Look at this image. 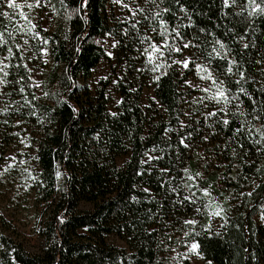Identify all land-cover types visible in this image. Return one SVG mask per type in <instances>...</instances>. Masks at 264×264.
Masks as SVG:
<instances>
[{"label":"trees","instance_id":"16d2710c","mask_svg":"<svg viewBox=\"0 0 264 264\" xmlns=\"http://www.w3.org/2000/svg\"><path fill=\"white\" fill-rule=\"evenodd\" d=\"M111 1L87 0L80 12H74L73 9L81 8L82 0H63V3L61 0H47L54 13L53 28L43 32L52 61L45 68L42 83L43 93L48 95L40 97L34 86L27 87L23 95L18 92L19 85L6 89L19 104L15 109L25 103V97L31 100V93L37 97L32 106H26L22 112L14 109L9 114V121L13 125L15 118L24 119L33 128L40 167L38 193L42 201L49 204V212L40 229L45 244L37 253L29 252L21 242L5 234L0 226V264H13V258L15 264H174L171 262L170 242L177 241V238L172 236L169 239L158 229L159 224L171 221L180 229V234L190 231L182 221L191 212L178 203L180 197L175 198L169 188L159 186V173L143 177L136 174L146 167L139 164L142 154L154 146L163 157L159 167L167 165L178 178L183 175L181 168L175 169L176 162H192L194 165H197L195 162H204L199 155L191 158L187 150L177 146L178 137L169 139L164 131L178 126L181 120L183 79L178 70L169 68L168 74L160 81L154 80L155 94L163 113L158 114L152 125L141 104L144 82L137 85L131 80L119 82L122 99L115 116L108 110L110 81H104L96 90L89 86L94 69L107 57L99 43L101 37L114 33L120 40L123 54L133 50V44L127 40L130 37L135 42L133 30L129 33L132 36L126 38L120 29L113 27L107 13ZM256 2L261 3V0ZM181 4L195 23L194 28L182 31L199 45L200 55L205 58L215 40H221L226 49H231V57L241 64V70H247V76L253 78L254 82L245 87L255 92L260 87L259 82L264 81V76L259 74L260 65L255 63L264 57V14L257 12L249 16L248 0H235V3L229 0V6H225L223 0H181ZM163 7L171 8V13L163 16L170 30L178 23H189L176 0H165ZM200 28L205 31H199ZM5 29L12 32L7 17L0 16V31ZM241 35L247 38L246 41L239 39ZM244 42L256 47L244 50ZM13 43H17L16 37L14 42L9 41V46ZM215 47L220 50L219 45ZM41 48L39 44L35 46L39 57ZM5 54H8L6 48L0 49V55ZM17 63L22 62L18 58L11 60L12 65ZM23 63H27L26 58ZM211 66L225 83L239 78L238 73L230 77L222 74L227 67L223 60L214 59ZM8 71L10 80H18L21 76L27 79L30 75L27 84L35 85L32 72L14 66ZM135 71L132 70V74ZM247 104L245 99L242 107L246 110ZM30 111H35L36 115H30ZM230 119L233 121L230 127L225 126L222 130L218 126L217 129L215 154L218 163H206L208 167H204V185H213L215 192L227 201L230 223L219 237L205 235L198 225L196 231L201 235L194 239L201 245L199 251L203 258L213 264H264V223H253L256 209L264 205V187L257 189L251 198H240L247 207L241 206L230 195L238 193L241 188L250 191L253 187L251 180L257 184L264 182V152L250 151L246 159L251 162L240 169L241 176L235 181L222 182L221 177L235 175V171L227 170L225 165L242 163L231 155V148L239 152L235 143L223 150L232 130L240 124L239 120ZM240 141L246 150L251 145V139L246 137H241ZM5 142L9 144L10 140L6 138ZM121 156H128L122 166L117 162ZM257 168L262 170L257 172ZM57 172L61 175L57 176ZM245 175L251 179L243 180L241 177ZM144 185L152 192H143L141 186ZM133 196L136 200L132 199ZM82 202L91 203L93 208L80 209ZM112 234L124 239L128 246L110 244L106 237ZM186 239L193 240V237ZM245 249L254 250L257 259H252ZM183 264L190 262L184 260Z\"/></svg>","mask_w":264,"mask_h":264},{"label":"rangeland","instance_id":"374dc122","mask_svg":"<svg viewBox=\"0 0 264 264\" xmlns=\"http://www.w3.org/2000/svg\"><path fill=\"white\" fill-rule=\"evenodd\" d=\"M16 2L21 5L20 9L12 10L1 6L2 12L6 10L9 12V16L7 17L8 23L16 37L17 43L23 45V41L25 39L28 40V45H23L25 49L24 54L26 62L30 69H32L31 72L34 84L40 85V87H36L38 95L43 97L44 93L42 83L44 71L45 68L52 63V61L48 56V51L47 53L41 51V56L39 57L36 54L35 46L39 44L42 47L41 49H47L45 44L42 42V40L45 39L43 32L44 29L50 31L53 28L54 13L47 0H42V3L44 4V8L42 10L39 8H28L26 6L29 3H34V0H16ZM3 4L4 0H0V5ZM123 4H128L131 8L150 7V5L144 3V0H135V3H133V0H122V3H115L113 0L107 5V13L110 16L113 27L115 29H120L124 36L125 29H128L129 33L130 30H133L135 42H133V39H130V37L127 38V36H132V34L125 36L127 40H130L131 44H133V50L129 54H123L124 50L122 52V46L120 43L117 44L115 48L111 46L115 41H120L116 34H106L105 36L101 37L99 39V43L105 49L107 57L102 59L94 69L93 75L89 80V86L92 90H96V88L104 81H110L107 88L110 99L108 103V110L112 114L117 113L122 99L119 92V82L121 80H131L132 82L136 83V85L138 82H144L145 85L142 90L141 104L148 113L150 125H152L153 122H156L158 114L163 113V108L155 94L154 80L160 71H167L169 68H161L157 72H153L151 70L152 64L148 63V58L146 55L141 54L143 52V48L148 46V41H145L144 44H141L137 33H139V36L141 37H151L152 40H156L157 42L161 43L163 42L162 38L158 36V32L160 30L159 23L153 19V14L156 11H159V9L153 7L152 14L144 13L133 18L129 9L123 7ZM20 11H23L28 19L37 25L36 29H34L32 33H28L27 31H15L21 27L24 29L31 27V25L19 15ZM144 16H148V18L145 19ZM137 19L140 21V23L137 25V29L134 30L132 29V23ZM154 28L157 29V31H153L152 29ZM169 31L171 30L169 29ZM180 31L185 35V40H188V36H186L182 29H180ZM35 32H39L40 35L35 36ZM169 43H172L171 38H169ZM109 52H111L112 55H108ZM189 54L190 53L187 50L183 53L184 56H188ZM7 55L8 54L0 55V60H3V58ZM171 59H181V54L173 53L172 57L168 60V63H171ZM4 63L11 64V60H5ZM197 63H207V60L202 57L199 52ZM190 67L191 70H184L183 75H181L182 68L180 65H173L171 68L177 69L180 78L183 79L181 89L182 99L180 105V121H184L185 124L190 125V127L196 126L198 130L197 133L193 135V138L190 141H187L191 144V148L190 150H187V153L193 159L199 155L200 158H203L201 160L204 162H195L197 165H194L192 162H176L175 169H183L187 167L190 174L192 175H195L196 172H202L203 180L200 181V186L207 187L204 185L206 174L204 172L203 165L206 163H218L217 155L215 154L218 126H214L210 129L207 128L206 125L208 123H212L213 118H209L207 122H199L206 109L203 107V105L194 103V101L205 94L198 88L190 87L189 85L185 84L184 81L190 80L192 81L193 85L198 84L201 88L207 87L210 82L200 80V77L196 74L195 66L192 65ZM6 70L8 71L9 69ZM132 70H136L135 74H132ZM213 73L220 80H222V78L215 72L214 69ZM0 75H2V73H0ZM17 103L18 102L15 101L12 96H0V109H3L6 104L10 106L9 112L7 114L0 112V121L4 119L9 120V114L15 109L17 105H19ZM212 107L213 105L209 104V108ZM186 112L192 113V115L190 117L185 116L184 113ZM17 119L20 118H15L13 125H10V121L7 126L0 123V226L5 234L21 242L29 252L37 253L41 251L45 244L44 238L40 235V229L46 213L49 212V204L43 202L38 193L40 167L37 162V145L34 140L35 134L33 128L27 122L20 127H14ZM9 125L12 127L11 129ZM170 129L183 131L180 129V124L178 126L171 127ZM16 132L20 133L19 137L11 135L12 133ZM211 132H216L217 135L215 137L210 135V142L202 140L201 136L203 134H209ZM167 134L170 136V138L178 137L176 131H172ZM21 137H27L25 143L30 142L31 147L25 148L24 144L20 143ZM6 138L10 140L9 144H6ZM156 154L160 155L157 150ZM12 156L16 157L14 161L11 159ZM5 157L8 159L6 160ZM127 159L128 156H121L118 158L117 162L120 166H122ZM21 161H24V163H21ZM8 164H12L13 166L8 168V170L5 172L4 169L8 166ZM157 167H159V164ZM181 172L183 175L182 178H178V176L172 173L171 176H165L164 180L172 183V187L179 186L187 179L183 171ZM32 177H35V179ZM158 179L161 183L159 174ZM145 187L149 188L150 192H152L151 188L146 185L141 186V189ZM212 188L214 189L213 185ZM179 191L181 192V195L189 194L187 189H179ZM193 191H196V197L198 198L197 206L201 207V211L199 213H195L193 210H191L190 206H184L187 210H189V212H191L189 215L184 217V220L195 217L199 220V224L202 223L206 226L211 223L213 229L220 230L218 229V225L221 222L220 218L212 217L210 219V214L215 209L203 207L200 203V201H202L203 204H208V198L203 197L202 194L196 189H193ZM151 196L156 197L155 194H151ZM212 196L215 197V201L219 203L220 207L226 210L227 214V201L223 197L219 196L215 190L212 191ZM159 198L162 199V196ZM175 198L179 197L175 194ZM92 208L93 205L89 202H82L80 205V209L82 210H91ZM174 226V223L165 220V222L161 221L158 227L159 230L163 231L164 234L169 236V239L172 236L177 238V241L170 242L171 262L174 264H183L184 260H189L190 264H207V261L203 258L200 251L198 255L197 253H191L188 251L193 240L186 239L183 234H180V229L177 227L175 228ZM106 240L110 244L119 247L128 246L124 239L114 234L107 236Z\"/></svg>","mask_w":264,"mask_h":264},{"label":"snow or ice","instance_id":"6c2138e0","mask_svg":"<svg viewBox=\"0 0 264 264\" xmlns=\"http://www.w3.org/2000/svg\"><path fill=\"white\" fill-rule=\"evenodd\" d=\"M115 3H122V0H114ZM61 3H63V0H61ZM133 3H135V0H133ZM145 4L150 5L148 8L144 7H135L131 8L128 4H123V7L128 8L131 12V16L135 18L137 15L149 13L152 14V8L159 9V11H156L153 14V19L158 21L159 23V32L158 36L162 38V43L157 42L156 40H152L151 37H141L139 36V33H137L139 41L141 44H144L145 41H148V46L143 48L142 55H146L148 58V63L152 64V71L157 72L161 68L168 69L171 68L173 65H180L182 68L181 75L184 74V70H191L192 65L195 66L196 74L200 77V80L205 82H210V84L207 87H200L198 84L193 85L192 81L185 80L184 83L189 85L190 87H196L201 92H203L205 95L198 98L194 101V103H199L203 105V107L206 109L205 113L202 115L200 123L207 122L209 118H213L212 123H208L206 126L207 128H213L214 126H219L223 130V127L228 126L232 124V119L230 117L235 118L236 120L240 121V124L238 127L232 130L233 134L228 138V141L225 142L224 149L227 150L230 148L231 143H235L239 149V152H237L236 148H231V155L233 158L238 157L239 160L242 163H230L228 165H225L224 167L227 170H234L235 175H225L221 177L220 179L224 183H228L230 181H235L237 177L241 176L240 169L243 167L244 164L250 163V159H246L248 157V153L252 150H255L256 152H264V81L259 82L260 87L256 89L255 92H250L247 87H245L246 84H249L253 81V78L247 76V70H241V64L235 59L234 57H231V49H226V45L219 39L215 40V45H219V51L215 47V45L212 47L211 52L207 53V56L205 59L207 60V63H197L198 58V50L199 45L197 43H194L192 39L185 40V35L182 34L180 29H186V28H194L195 23L192 20V17L187 15V10L183 7L181 4V0H176V3L180 5V11L185 12L186 18L188 19V24H178L176 27L172 28L171 31H169V25L167 20L163 18L164 14H170L171 8L170 7H163L161 8V5L165 3V0H144ZM223 3L225 6H229V0H223ZM233 3H235V0H233ZM87 4V0H82L81 8L73 9L74 12H80L83 7H85ZM249 7L251 8V11H249V16H252L259 12L260 14H264V0H261V3H257L256 0H248ZM5 7L6 9H20L21 5L16 2V0H4V4L0 5ZM28 8H39L43 9L44 4L42 3V0H34V3H29L26 5ZM19 15L24 18V20L31 25L30 28L24 29L23 27L16 29V32H25L32 33L34 29H36L37 25L32 23L28 19V17L25 15L23 11L19 12ZM0 16L8 17L9 12L3 11L0 12ZM145 19L148 18V16H144ZM140 23V21L134 20L132 23V29H137V25ZM153 31H157V29H152ZM46 32L47 29H44ZM199 31L203 32L205 31L204 28H200ZM125 36L129 34L128 29L124 30ZM35 36H39V32L34 33ZM214 35V33H213ZM5 36L8 37V39L5 38ZM169 38H171L172 43H169ZM198 39V37L196 38ZM241 41H246V37L241 35L239 37ZM12 40L15 41V35L13 32H7V29L4 31H0V49L6 48L8 55L3 58V60H0V96H8L10 97L12 95L11 92H7L6 89L12 85H19L18 92L20 94L26 93V88L29 86L34 87H40L39 84L35 85H28L27 81L31 80V76L28 75L27 79L24 76H21L18 80H10L8 77L10 75L9 71L6 69H9L11 67L16 68H24L28 73H31L32 69L28 67L27 63H23L25 60V57L23 55L25 49L23 45H28V40L25 39L23 41V45L19 43H13L12 46H9V41ZM42 42L44 44L48 43L47 39H43ZM120 41H115L111 46L115 48L117 44H119ZM250 47H256L255 44H249L248 42H244L242 45V49L246 50ZM15 49V51H14ZM189 51L188 56H184L183 53L185 51ZM41 51L47 53V49H41ZM173 53L181 54V59H171V63H168V60L172 57ZM214 54V55H213ZM108 55H112L111 52L108 53ZM237 55H241V53H237ZM18 58L22 63H17L15 65H12L10 63H4L5 60H12ZM223 60L227 67L223 69L222 74L225 77H230L231 75L237 74L239 78L235 81H231L229 79L228 83H225L224 80H220L217 76L213 73V68L211 67L212 61L214 59ZM159 61V62H157ZM256 64L260 65L259 68V74L261 76H264V57H262L260 60L255 61ZM235 69V72H234ZM168 73L165 71L161 73V75L156 76L155 80L160 81L161 77L164 75H167ZM233 87L235 88V91H233ZM257 94L259 95V99L257 98ZM31 100L27 99L25 97V103L21 104L20 107L16 108V112H22V110L26 106H32V102L37 99L34 93H31ZM44 95H48V93H44ZM245 99L247 100V109L246 110L242 105L245 102ZM209 104L213 105L212 108H209ZM9 107L7 104L3 109H0V112H3L7 114L9 112ZM30 115L35 116V111H30ZM113 116L116 115V113H112ZM185 116H191L192 113L186 112L184 113ZM250 117V119H248ZM3 125L7 126L9 124L8 119H4L0 121ZM26 123L24 119H17L15 122L14 127H20ZM180 130H174V129H168L165 128L164 131L166 133H170L172 131L177 132L178 136V147H181L185 150H190L191 144L187 141H190L193 138V135L197 133V129L194 127H190V125L185 124L184 121H180ZM11 135H15L17 137L20 136L19 132L12 133ZM215 137L217 135L216 132H211L209 134H203L201 136L202 140L209 141V136ZM241 137H246L248 139H251V145L246 150L245 144L240 141ZM141 139H144L143 137ZM170 139V136H169ZM27 140V137H21L20 143L24 144L25 148L31 147L30 142L25 143ZM219 147V145H217ZM222 150V151H223ZM7 160L8 158L5 157ZM11 159L14 161L16 159L15 156H12ZM203 159V158H201ZM163 160V157L156 154V148L155 146L147 151H145L142 154V158L139 161V164L142 167L140 171H138L136 174L138 176H145L150 175L153 172L159 173V178L161 180L160 187L161 188H169V192L172 194H176L178 197H180L178 203L181 206H190L191 210H193L195 213H199L201 211V207L197 206L198 198L196 197V191H193V189H196L199 191L203 197L208 198L209 203L203 204L202 201H200L201 205L203 207L207 208H214L215 210L211 212L210 219L212 217H219L220 223L218 225V229L220 230H227L229 226V219L226 214V210L222 207H220L219 203L215 201V197L212 196V191L215 189L212 188L211 185H208L207 187H201L200 181L203 180V173L202 172H196L195 175L190 174L189 169L187 167L183 168L182 171L184 175L186 176V181H184L181 185L175 186V187H169V181H165V176H171L172 169L168 167L167 165L163 167H157L159 162ZM21 163H24V161H21ZM254 163V162H253ZM12 164H8L7 167H5L4 171L6 172L8 168L12 167ZM203 167L207 168L208 165L205 164ZM262 169L257 168L256 171L260 172ZM57 176H60L61 173L57 172ZM35 179V177H32ZM243 180L248 181L251 178L248 176L241 177ZM251 183L253 185L252 189L250 191H243V188L238 193L230 194L232 195V199L238 200L241 206L247 207L244 200H241V197H244L245 199L251 198L257 189L264 187V182L261 184H257L255 180H251ZM179 189H187L188 195H181V192ZM143 192L149 193L150 189L145 187L142 189ZM133 200H136V197H132ZM175 203L173 204V207H175ZM257 216L256 219L253 221V223H264V205H260L257 209ZM243 215V214H242ZM182 225L184 227H187L190 229V231H185L183 233L186 237H193V242L189 246L188 251L191 253H197L199 254V249L201 247L200 243L197 242L194 237H199L201 235V232L196 231V227L199 225L203 231L204 234L207 236H216L219 237L223 233L220 230H215L212 228V224L209 223L208 225H200L199 220L195 217L185 219L182 221ZM234 227L239 228L240 225H234ZM255 235V233H252ZM245 252L249 254V256L252 259H257V256L255 254L254 250L245 249ZM13 264H15V258H13ZM207 264H212V261H207Z\"/></svg>","mask_w":264,"mask_h":264}]
</instances>
